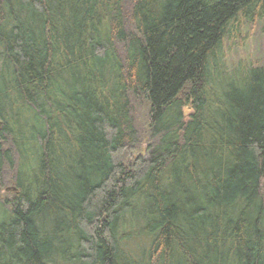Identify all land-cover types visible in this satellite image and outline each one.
<instances>
[{
    "label": "trees",
    "instance_id": "trees-1",
    "mask_svg": "<svg viewBox=\"0 0 264 264\" xmlns=\"http://www.w3.org/2000/svg\"><path fill=\"white\" fill-rule=\"evenodd\" d=\"M262 1L0 0V264H264Z\"/></svg>",
    "mask_w": 264,
    "mask_h": 264
},
{
    "label": "rangeland",
    "instance_id": "rangeland-1",
    "mask_svg": "<svg viewBox=\"0 0 264 264\" xmlns=\"http://www.w3.org/2000/svg\"><path fill=\"white\" fill-rule=\"evenodd\" d=\"M259 5L262 8L264 6L263 1ZM256 8L257 10L251 13L250 19L244 18L242 14L238 15L222 38L220 55L226 74H231L237 67L243 70V68L248 66H264V14L258 16V5ZM236 72L233 74L235 75ZM226 78V75L222 76L221 81H225ZM182 111L184 119H187L192 112L188 106H185ZM143 118L141 117L137 120L142 124L145 132V123L142 122L145 120ZM147 155L145 144L141 143L139 148L133 149L126 156L125 161H133L137 157H146ZM9 188L11 187L0 186V203L7 198L8 193L4 191L9 190Z\"/></svg>",
    "mask_w": 264,
    "mask_h": 264
}]
</instances>
